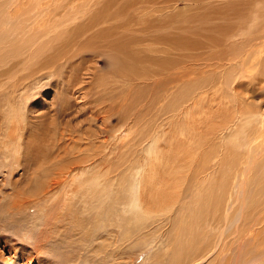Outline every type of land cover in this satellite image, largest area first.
I'll list each match as a JSON object with an SVG mask.
<instances>
[{"label": "rangeland", "instance_id": "374dc122", "mask_svg": "<svg viewBox=\"0 0 264 264\" xmlns=\"http://www.w3.org/2000/svg\"><path fill=\"white\" fill-rule=\"evenodd\" d=\"M31 1L24 0L21 8H30ZM39 1L42 9L43 6L56 9L59 74L53 86L39 84L40 88L29 91L25 96L26 108L22 100H14L15 120L23 124L22 132H26L27 124L39 129L40 145L34 153L48 154L53 160L50 169L42 173L47 171L40 184L42 188L36 189L29 188L28 180L32 176L23 175L18 166L19 154L8 151L7 160L0 155V209L16 200L29 202V216L17 220V233L0 231L5 236L4 243L10 247L15 242L23 243L33 252L37 230L42 231V237L51 238L55 234L52 229L55 224L61 225L63 214H66L64 223L68 219L80 220L68 208L60 210L72 203L80 205L75 194L67 200L64 193L69 194V189L77 192L83 183L91 185L95 175L103 176L105 187L134 190L141 180L134 171L148 161L153 163L154 153L150 152L153 143L157 144L156 155L165 158L157 168L165 181L159 183L160 188L183 190L190 186L186 179L189 166L185 145L186 129L191 121L194 126L200 123L207 142L202 144V153H209L202 159H208V166L199 178L200 163L192 166L191 174L196 178L193 188L217 190L222 184L231 187L232 201L238 196L239 183L244 184L247 192L257 190L259 184L264 188V174L261 177L259 171L264 160V144L253 141L256 149L247 155L230 142L233 135L229 136L226 130L221 135L216 127L223 121L224 113L233 119L240 112L254 111L253 108L255 115L264 120V74H261L264 73V0ZM15 7L20 6L9 11L13 13ZM212 137H215L213 147H206L211 145L207 140ZM11 142L12 146L19 143L17 139ZM20 143L25 144V139H20ZM22 150L28 157L32 154L30 146L19 149ZM69 164L77 178L49 190L47 179H53L56 173L61 176ZM133 165L139 167L133 170ZM244 165L248 166L246 172ZM19 174L23 176L20 178ZM158 186L155 183L153 188ZM239 195L241 198L242 193ZM35 196L39 199L32 202ZM95 205L98 212L106 210L105 204ZM118 211L125 213L121 207ZM99 217L88 216L90 226ZM32 218L39 224L38 228L23 229L26 226L22 221L25 224ZM19 237L25 242H20ZM4 243L1 238L0 245ZM48 246L40 250L43 258ZM16 251L25 252L23 248ZM10 252L11 249L3 250L6 260L14 251ZM145 253L148 255L150 251L144 250L137 256L135 264L141 263V257L147 256ZM77 256L75 252L72 254L73 258ZM43 261L50 262L45 258Z\"/></svg>", "mask_w": 264, "mask_h": 264}, {"label": "bare ground", "instance_id": "6f19581e", "mask_svg": "<svg viewBox=\"0 0 264 264\" xmlns=\"http://www.w3.org/2000/svg\"><path fill=\"white\" fill-rule=\"evenodd\" d=\"M23 2L24 0H0V155L7 160L6 153L8 151L19 154L21 160L18 161V166L22 170V174L29 178L32 176L29 180L26 179L29 188L40 189L43 176L47 171L44 175L42 173L50 167V160L53 159H49L48 154L41 156L38 151L34 153L40 145L37 133L39 129L35 130L33 125L27 124L26 132H22L23 124L15 120L17 115L15 114L14 100H22L23 107L26 108L25 96H28L30 90L39 84L43 87L55 84L56 74H59L57 68L60 65L57 57L58 33L55 24L57 17L56 9H51L47 5L48 3L46 4L48 7L43 6L42 9L40 1L33 0L30 8L22 9ZM13 6L20 7H15L12 13L9 10ZM261 74L264 73L261 72ZM42 80L45 82L42 83ZM253 110L255 111L254 108ZM254 111L250 109L243 111L244 113L240 112L238 116L233 117L234 120L231 119V116L229 118L228 115H225L224 111L223 121L216 126L219 134L222 135V132L226 130L229 132V136L233 135L230 137V142L237 150L243 149L247 155L256 149V144L253 141L257 140L258 144H264V120L255 115ZM218 131L214 133L216 134ZM186 134L188 140L185 145V155L188 157L189 166L186 179L187 182H191L190 186L183 190L160 188L161 184L159 183L165 181L157 168L159 164L165 162V158L156 155L158 153L157 144L153 143L150 148V152L154 153L153 163L148 161L140 168L136 165L132 166L133 170L138 168L134 172L141 176L140 184L136 183L134 190L118 187L114 189L110 185L105 187L101 174L92 178L91 185L87 186L83 183L77 192L69 189V194L64 193L68 195V197L64 195L66 199L74 198L73 194H75L80 205L72 203L69 207L62 206L60 210L63 207L68 208L71 215L80 216V220L68 219V222L65 220L64 223L66 214H63L60 217L61 225L55 224L56 226L52 229L55 233L53 238V235L50 236L51 238L42 237V231L37 230L33 252L23 243L15 242L12 247L8 246L4 243L5 236L0 235V239L2 238L4 243V245H0V264H33L34 261L37 262L36 264H42V262L48 264L43 261L44 258L50 260L49 264H77L81 262L82 264H105L108 260L107 264H135L134 259L144 250H149L150 253L148 255L145 253L147 256L141 257L143 259L140 264H264V188L259 184L256 186V188L259 187L257 190L247 192L243 189L244 184L239 183L240 190L238 193L236 192L238 196H235L233 201L230 200L232 194L229 188L231 187L227 188L222 184L217 190L214 188H193L192 182L196 181V178L193 179L191 174L192 166L195 162L200 163L201 167L198 166L197 172L199 178L200 172L208 166V159H202L208 157L209 153H202V148H204L202 144L207 142L204 141L205 137L200 130V123L194 126V121H191L187 125ZM45 135L47 136L44 133ZM15 139L19 143L15 142L12 146L11 140ZM20 139H25L26 143H20ZM214 139L215 137L209 138L207 141L211 145L206 147L212 148ZM52 141L54 140L52 139ZM26 146H30L32 151L29 157L26 151H19ZM148 146L150 147V143ZM227 148L229 147L227 146ZM228 153L229 156L232 154ZM233 158L237 160V157L233 156ZM241 164H243L242 161ZM242 167L246 172L248 166ZM69 168L70 164L63 169L61 176L56 173L53 179H47L49 190L63 185L68 179L73 181L77 178L72 173L73 168ZM259 171L262 172L261 177H263L264 160L260 164ZM82 174L83 172L80 176ZM245 174H242L243 179H245ZM19 175L20 178L23 176ZM155 183H158V189L153 188ZM12 184L13 188L14 183ZM255 184L257 185L256 180ZM240 192L242 193L241 198ZM255 197H262L263 200L258 201ZM36 199L39 197L35 196L32 202ZM28 203L26 200L24 202L16 200L15 203L2 206L0 209V231L10 230L15 234L17 220H25L29 216ZM94 203L105 204L106 207L105 205L103 207L106 210L98 212ZM120 207L125 213L118 211ZM92 214L100 217L98 220L96 219V223L93 222L90 226L87 217ZM33 220L35 219L27 220L25 224L22 221V225L28 227L22 228L29 230L34 227L37 229L39 224ZM103 236L104 238H102ZM19 238L22 240L20 242H25L22 237ZM99 240L101 242H98ZM10 242H14V240ZM43 246H48L44 250V253L47 254L46 256L43 254L44 258L39 255ZM20 248H23L26 253L16 251ZM9 249H11L9 254L14 252L6 260L3 250L9 251ZM74 252L79 256L73 258Z\"/></svg>", "mask_w": 264, "mask_h": 264}]
</instances>
